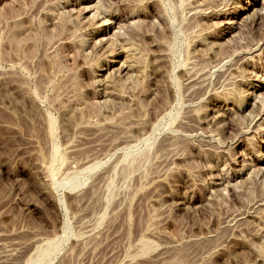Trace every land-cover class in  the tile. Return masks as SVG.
I'll return each mask as SVG.
<instances>
[{"label": "rangeland", "instance_id": "obj_1", "mask_svg": "<svg viewBox=\"0 0 264 264\" xmlns=\"http://www.w3.org/2000/svg\"><path fill=\"white\" fill-rule=\"evenodd\" d=\"M262 199L264 0H0V264H264Z\"/></svg>", "mask_w": 264, "mask_h": 264}, {"label": "bare ground", "instance_id": "obj_2", "mask_svg": "<svg viewBox=\"0 0 264 264\" xmlns=\"http://www.w3.org/2000/svg\"><path fill=\"white\" fill-rule=\"evenodd\" d=\"M251 49H252V47H250V50H251ZM254 118H255V117H254ZM254 118H253V119H254ZM237 119H238V118H237ZM252 122H253V120H252ZM252 122H249L250 124H248L247 126H244V125H243L242 128H241V126H240L241 124H239L237 128H239V127L241 128V129H240L241 131L239 130L240 132H247V131H249L250 129H252V126H251ZM229 123H230V122H229ZM233 123H235V121H232V122L229 124V128L231 127L230 125L233 124ZM235 124H236V123H235ZM237 124H238V123H237ZM233 125H234V124H233ZM235 126H236V125H235ZM193 127H194V126H193ZM189 128H190V127H189ZM234 128H235V127H234ZM258 128H259V127H258ZM190 129H191V128H190ZM227 131H228V130H227ZM256 132H257V131H256ZM258 133H260V132H258ZM150 138H151V137H150ZM88 167H89V166H88ZM244 181H246V180H244ZM243 183H244V182H243ZM246 184H247V181H246ZM246 184H245V185H246ZM247 186H248V185H247ZM263 200H264V199H262V200H260V201H263ZM257 202H258V200H257ZM263 204H264V203H263ZM255 208H256V207H255ZM261 213H262V212H261ZM248 214H249V213H248ZM260 215H261V214H260ZM245 222H246V220H245Z\"/></svg>", "mask_w": 264, "mask_h": 264}]
</instances>
